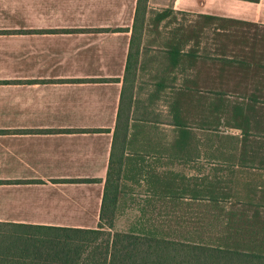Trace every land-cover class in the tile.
Instances as JSON below:
<instances>
[{
    "label": "trees",
    "instance_id": "obj_1",
    "mask_svg": "<svg viewBox=\"0 0 264 264\" xmlns=\"http://www.w3.org/2000/svg\"><path fill=\"white\" fill-rule=\"evenodd\" d=\"M0 264H264V25L138 0L97 228L0 222Z\"/></svg>",
    "mask_w": 264,
    "mask_h": 264
},
{
    "label": "crops",
    "instance_id": "obj_2",
    "mask_svg": "<svg viewBox=\"0 0 264 264\" xmlns=\"http://www.w3.org/2000/svg\"><path fill=\"white\" fill-rule=\"evenodd\" d=\"M137 2L0 0V222L97 228ZM149 9L264 25V0Z\"/></svg>",
    "mask_w": 264,
    "mask_h": 264
},
{
    "label": "rangeland",
    "instance_id": "obj_3",
    "mask_svg": "<svg viewBox=\"0 0 264 264\" xmlns=\"http://www.w3.org/2000/svg\"><path fill=\"white\" fill-rule=\"evenodd\" d=\"M180 20H184L185 17L183 16H179L178 17ZM187 18H190L192 19V17H187ZM150 37H155V35L151 34ZM149 72V71H148ZM148 72H145L144 75H146ZM148 78H145V80H147ZM144 84H146L147 82H143ZM147 87V86H146ZM163 103L160 104L159 106V115H161V119H166V113H165V107L162 106ZM136 213L133 212V211H129L127 212L125 215L121 216L118 221L116 222V226H115V229L114 231H124V230H127L128 227L130 226V224L132 223V221L134 220V218L136 217ZM113 231V232H114Z\"/></svg>",
    "mask_w": 264,
    "mask_h": 264
}]
</instances>
